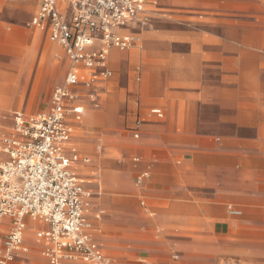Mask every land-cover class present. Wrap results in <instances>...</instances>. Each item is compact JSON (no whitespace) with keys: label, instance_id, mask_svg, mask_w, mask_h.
Listing matches in <instances>:
<instances>
[{"label":"crops","instance_id":"0c3cea01","mask_svg":"<svg viewBox=\"0 0 264 264\" xmlns=\"http://www.w3.org/2000/svg\"><path fill=\"white\" fill-rule=\"evenodd\" d=\"M39 5L0 0V138L14 114L49 113L72 67L48 29L31 25ZM147 6L117 30L135 41L109 49L111 76L72 87L63 153L78 157L69 169L82 182L86 233L112 264H217L238 241H264V0ZM16 8L35 11L13 24ZM58 10L69 18L68 6ZM47 228L27 219V252L8 264H50L36 238Z\"/></svg>","mask_w":264,"mask_h":264},{"label":"built area","instance_id":"2783aa9c","mask_svg":"<svg viewBox=\"0 0 264 264\" xmlns=\"http://www.w3.org/2000/svg\"><path fill=\"white\" fill-rule=\"evenodd\" d=\"M148 1L40 0L31 25L48 29L49 40L63 49L72 67L64 84L53 90L49 113L30 121L21 113L14 114L11 135L0 138V152L8 156L0 162V225L10 221L0 243V264L12 262L16 252H27L23 247L27 219L47 225L36 238L44 242L41 254L50 264H112L86 233L89 225L83 216L82 182L69 169L78 157L73 154L68 159L62 147L72 132L65 106L77 83L90 84L111 76L106 69L109 49H128L134 41L117 30L141 16ZM59 4L70 9L67 20L59 12ZM79 66L89 76L82 77ZM228 210L232 216L240 215L231 207Z\"/></svg>","mask_w":264,"mask_h":264},{"label":"rangeland","instance_id":"374dc122","mask_svg":"<svg viewBox=\"0 0 264 264\" xmlns=\"http://www.w3.org/2000/svg\"><path fill=\"white\" fill-rule=\"evenodd\" d=\"M146 9H148V6ZM34 11L35 10L27 14L16 8L13 10L11 16L7 15V21L13 24H25L30 21ZM158 19V17H155V19L153 16L148 17L147 21H151L149 26L164 27L163 23H159V21L155 22ZM144 20L146 21L145 18ZM132 38L135 41V38ZM217 264H264V241L261 242V239L256 234H253L252 238L246 241H238L237 246L232 248L229 254L222 255Z\"/></svg>","mask_w":264,"mask_h":264},{"label":"bare ground","instance_id":"6f19581e","mask_svg":"<svg viewBox=\"0 0 264 264\" xmlns=\"http://www.w3.org/2000/svg\"><path fill=\"white\" fill-rule=\"evenodd\" d=\"M30 5H32V4H30ZM27 6H28V4H27ZM30 80V79H29Z\"/></svg>","mask_w":264,"mask_h":264}]
</instances>
